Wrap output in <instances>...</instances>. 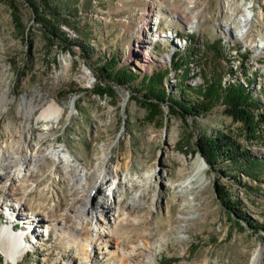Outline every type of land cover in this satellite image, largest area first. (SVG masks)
I'll return each mask as SVG.
<instances>
[{
  "label": "rangeland",
  "instance_id": "rangeland-1",
  "mask_svg": "<svg viewBox=\"0 0 264 264\" xmlns=\"http://www.w3.org/2000/svg\"><path fill=\"white\" fill-rule=\"evenodd\" d=\"M231 1L238 16L245 5L254 10L241 40L222 26L236 16L228 8ZM55 2L73 26L63 27L69 36H82L93 46L92 60L78 48L72 54L48 44L25 0H0L1 175L16 171L20 158H35L24 167L32 175L25 183L29 193L22 209L8 204L0 191V231L9 223L15 236L23 235L21 249L4 242L0 264H16L8 261L5 246L17 254L18 264H119L111 235L108 246L93 243L88 262L74 246H63L58 230L66 222L63 230L70 235L99 231L98 238L106 240L101 229L85 230L77 217L67 218L78 207L87 209L92 219L101 218L96 210L100 196L110 209L118 197L123 201L122 223L115 228L118 240L137 246L143 236L152 238L155 250L137 247L132 262L264 264V232L255 234L238 225L217 189L218 184L227 186L244 210L264 224V119L257 117V129L249 130L228 113L226 97L241 85L264 105V48L257 46L264 41V0ZM110 59L138 79L130 87L114 86L112 93H105L97 69ZM156 73L164 75L163 91L198 100L209 110L196 118L172 114L167 105L154 111L137 88ZM53 101L64 109L63 116L59 121L40 119ZM223 134L249 151L250 163L208 164L198 141ZM199 157L206 181L182 196L171 185L178 183L181 170L183 178L191 176ZM82 174L87 181L81 186ZM16 184L11 188L21 197L23 189ZM47 212L52 216L49 226L57 228L51 227L49 235Z\"/></svg>",
  "mask_w": 264,
  "mask_h": 264
},
{
  "label": "trees",
  "instance_id": "trees-1",
  "mask_svg": "<svg viewBox=\"0 0 264 264\" xmlns=\"http://www.w3.org/2000/svg\"><path fill=\"white\" fill-rule=\"evenodd\" d=\"M36 17V22L41 25L43 35L48 44L57 46L61 50L73 54L75 48L81 50L82 55L88 59H93V46L88 43L86 38L80 36L73 39L63 27L72 28L69 18L65 16L62 5L55 0H25ZM19 25L20 18L16 15ZM103 65L97 69L99 73V86L105 93H112L114 86L130 87L138 79L127 67H119L114 59L102 61ZM160 73L145 77L144 83L140 84L137 92L144 93V99L154 111H158L160 104L167 105L170 112L175 115L185 117H199L209 110L207 104L196 100L192 101L187 96H175L166 93L160 84L163 80ZM228 113L243 120L249 130L255 132L257 129V117L264 119V105L252 99V95L245 87L238 85L231 88L226 95ZM153 98L157 102H153ZM145 102L143 104H146ZM199 152L206 159L211 167L217 166L222 160L231 161L235 164L250 163V153L238 144L231 136L217 135L215 137H203L198 141ZM220 200L223 206L234 218L236 223L243 227L245 224L253 233L264 232V224L252 218L240 200L233 198L227 186L217 185ZM264 240V237H261Z\"/></svg>",
  "mask_w": 264,
  "mask_h": 264
},
{
  "label": "bare ground",
  "instance_id": "bare-ground-1",
  "mask_svg": "<svg viewBox=\"0 0 264 264\" xmlns=\"http://www.w3.org/2000/svg\"><path fill=\"white\" fill-rule=\"evenodd\" d=\"M228 8L236 16L234 18L231 17L229 19V21H225L224 25H222V26L224 27V29L229 28L230 30H232V32L234 31V36L237 40L244 39L246 36L247 30L249 28L250 22L253 18L254 10L252 9V7H250V6L248 7L247 5H245V7L242 10L243 11L242 15L238 16L237 15L238 8H236L235 3L233 1H231L229 3ZM257 46L260 48H264V41L260 40ZM30 109L31 110L34 109L33 104H31ZM63 114H64V109L62 107H60V105L57 102L53 101L46 109H44L42 111V113L40 115V119H43L45 121H51V120L59 121L60 118L63 116ZM12 148L15 152L16 147L12 146ZM16 153L18 155H20L19 157H23V155L21 156V153H18V152H16ZM49 155L53 156L54 159H57L60 161L62 160V157L59 156V154L56 152L55 153L51 152V153H49ZM20 159L22 161L20 164L18 163L19 165H17L18 167H17L16 171L4 172V174H2V175H1V171H2L1 166L2 165H1V161H0V189H2L0 191L2 192V194H4L3 196L5 197V201L8 204L9 203L10 204L15 203L16 205L20 206L19 207L20 209H22L25 206L23 204L24 198L26 197L27 193H29L28 190L26 189L25 183L27 182L28 177L30 175H32V170L30 168L28 170H26V169H24V167H25L26 162L29 161V159L34 160L35 158L34 157L30 158L29 155H26L24 157V160L22 158H20ZM205 170H206L205 164H204L203 160L199 157L195 160L194 173L191 176L189 175V177H187V178H183V175L185 174V170H181V175L178 179V183L177 182L173 183L171 185V187L175 191H177L179 194L184 196L187 193H189L190 191L194 190L197 187L202 186L205 183L206 179H205V176L203 175V172ZM82 175L83 176H81L79 178V184L81 186H82L83 181H87V175L86 174H82ZM3 180H6V182H3ZM10 181H11V186L9 187L8 182H10ZM16 183H20L21 189H23L24 193L22 196L20 195L21 197H19V195H18L20 193L17 194L15 192L16 189L14 187H15V185H17ZM12 186H14V187L11 188ZM103 199H104L103 196L102 197L100 196V199L96 203V210L100 213L101 218H99V217L95 218L94 217L92 219L91 217H89V215H87V209L82 210L81 207H80L81 210L79 209V207H78V210H77V208H74V209L71 208L72 210H75L74 211L75 214L73 216H70V217L68 216L67 218L69 219V218H74V217L76 218L77 217L78 225L83 227L85 230H87V229L90 230L91 227H92V231H93V229H101L100 234L105 235L106 240L102 238L103 236H100V238H98L97 233L99 231H95L94 233L92 232L91 235L88 234L87 232L83 233L84 231H82L81 234H76V235L71 234L70 235L63 230L64 224L66 222H62V226L58 230H59V232H61L60 234H62L61 240L63 241L62 242L63 246L65 245L66 248L74 246L75 248H77V251L79 252V254L81 256V260L89 262L90 258L92 256V250H93V243L94 242L98 241V242H100V244L105 242L106 243L105 246H108L112 242L115 245V247L117 246V249H118L115 251V255L117 256V254L118 255L120 254V258L116 257V258H118L117 261L119 264H131V263H134V264H151V261H149V260L145 261L144 259L132 262L135 259L132 258L131 254L135 253L137 251V247H140V246H145V248L147 250L148 249H154L155 250V248L153 246H151L152 245L151 244L152 238L147 237V236H143L144 238H142V241H140L139 245H137V246H134L132 241L131 242L130 241H120L121 238L118 240V238L115 237V228H117V226L121 225L120 223H122L121 222V216H122L121 215V211H122L121 206H122L123 201H121L120 197H118L115 200V207L113 209H110L112 207L106 206ZM7 211H8V209H7ZM28 214H30V213H28ZM125 214L123 216L127 217ZM7 215L9 218L10 217L9 214H7ZM12 216H13V214L11 213V217ZM44 217H45V221L47 222V225H48L46 233L48 234L49 231H51V227L57 230L55 225L53 226L51 224L52 226L51 227L49 226L48 222H52L51 221L52 216L49 215L48 212L45 213ZM16 219H17V217H16ZM181 219L184 222H186L188 219V216L181 217ZM10 220L12 222L14 220V218L12 217ZM59 220H61V219H59ZM10 225L11 224L7 223L6 226H3V228H2L3 230L0 231V248H2V245L4 244V242L6 240H9L13 245H15L17 247L19 246L21 249L22 243H23L21 241V237L23 235H19V237L15 236V234H13L11 231ZM19 228H15V230L19 231ZM94 234H96V235L94 236ZM109 235H111L113 237L112 238L113 240L111 242L109 239H107ZM98 242H97V245H98ZM4 249L6 251L5 254L7 255L8 261L11 263L18 264L19 261H18L17 254L16 253L12 254L6 246L4 247ZM20 249L19 250H18V248L15 249V250H17L18 254L20 253ZM16 257H17V259H16ZM258 258L259 259L261 258L260 252L258 254Z\"/></svg>",
  "mask_w": 264,
  "mask_h": 264
}]
</instances>
